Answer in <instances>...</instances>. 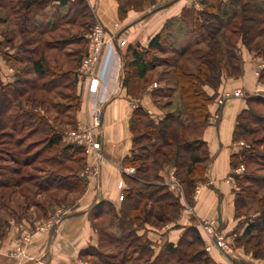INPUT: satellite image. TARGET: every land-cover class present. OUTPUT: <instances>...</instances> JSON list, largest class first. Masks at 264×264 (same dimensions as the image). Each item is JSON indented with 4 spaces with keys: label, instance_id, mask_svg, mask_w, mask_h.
I'll use <instances>...</instances> for the list:
<instances>
[{
    "label": "trees",
    "instance_id": "1",
    "mask_svg": "<svg viewBox=\"0 0 264 264\" xmlns=\"http://www.w3.org/2000/svg\"><path fill=\"white\" fill-rule=\"evenodd\" d=\"M116 1L119 6V15L123 17L128 10H142L146 3H153L155 0ZM47 2L48 0H15L14 6L9 7L10 0L7 2L0 0V7L7 5L11 14H14L12 17L20 37L14 57L21 60L27 58L23 52L32 51L35 57H29L30 65L36 75L44 78L51 73V77L41 83L40 87L42 88L40 89L51 90L52 84L63 78L66 80L64 86L68 87L69 85L75 96L77 67L86 52L87 39L84 33H80L82 39L79 41L83 42L84 53L74 59L76 67L65 75L63 74L64 77L61 76L62 73H58L60 71L58 69H52L51 72L46 70L43 66L44 56L40 50L47 41L41 35L43 27L35 16L40 13L41 8ZM199 5V8L191 6L186 9L178 19L167 21L161 31L150 39L147 47H142L140 44L126 46L127 51L123 57L122 84L132 97H138L145 87L152 83V72L158 66L165 64L153 52H165V46L168 45V49L173 54L171 60L166 61L172 70L170 75L172 85L169 86L177 93L178 100V108L175 111L167 112L159 120L152 119L142 107L135 108L130 124L133 136L131 154L123 160L124 164L134 169V172L123 175L125 185L122 189L123 199L119 211L116 212L111 204L105 203L114 219L119 220L118 227L122 229L120 235L115 238L109 234V239L117 240V243L128 239V246H131L132 243L138 244V246H132V250L146 256L140 264H167L172 259L177 264H216L209 257V253L205 251L204 242L195 227L188 228L186 230L188 236L183 235L176 246L168 244L165 250L160 251L151 259L153 251L150 242L144 235H137L134 226L144 224L159 226L177 220L182 204L179 196L169 190L168 185L161 177L160 173L164 168H173L187 203H191L195 187L205 181L209 157L201 134L208 121L207 107L215 97V93L208 94L205 87L216 91L222 76L238 77L240 75L242 67L239 41L249 52L264 60V40L260 39L264 35V0H200ZM49 18L51 22L53 21L52 27H56L58 24L55 22L56 18L54 16ZM88 18L91 20L92 16L85 0L69 1L68 12L57 16L59 22L69 25L76 22L77 19L87 20ZM182 25L187 26L182 27ZM175 28L181 30L183 39L192 34L196 37L179 44H170V34ZM68 39L70 40V38ZM178 41L179 37L176 42ZM201 43L204 45L203 47L199 45ZM190 56H192L193 62L189 60ZM26 68V66L16 68L15 80L11 84L2 85L0 81V132L2 137L6 138L10 133H6L5 130L6 124H8L6 123L7 118H21L23 122L20 125L21 130L25 128V119H29L31 122H41L43 125L40 132L44 134L47 147H55L56 150L60 147L57 152L63 155L68 152L71 154L81 152L79 161H82L83 165L85 156L82 153V148L68 143L61 145L62 135L55 131V127L49 120H45L41 111L36 107L25 110L23 107H19L18 102L15 101L17 111L9 112L8 98L11 92L15 98L18 95L27 94L26 102L32 101L34 98L28 95V91L36 90L37 85L27 77ZM21 73L25 75L20 77ZM258 81L264 83V66L259 70ZM161 90H155V95L161 96ZM255 96H247V108L237 116L233 130L235 142L250 131L248 124L251 123L250 118L254 116L250 110V104L254 100H262ZM10 126L15 127V123L13 122ZM37 128L34 127L32 131L35 132ZM3 138L0 140L3 142L2 144L5 143ZM242 153L240 152V154ZM239 156V152L232 156V168L241 163ZM82 165L74 173L75 183L61 185L58 181L57 186L70 188L75 185L79 189L83 188L86 181L78 177ZM13 171L15 173V170ZM244 176L241 173L235 179L236 187L241 189L236 191V217L245 216L244 213H241V209L246 202L241 197L243 188L239 185L240 179ZM249 180L253 181L250 178ZM256 180L258 182V179ZM10 185L9 181L0 179V188H8ZM20 185V182L12 184L13 187ZM258 203L263 211V216L247 223L242 234L235 241L250 252L253 257L264 260V235H262L264 233V199H258ZM3 204L5 203L1 196L0 209L3 208ZM100 206L94 209L96 216L104 213ZM108 211L106 212L109 213ZM3 223H7V220L4 219ZM96 229L98 230V228ZM1 231H4V227Z\"/></svg>",
    "mask_w": 264,
    "mask_h": 264
},
{
    "label": "crops",
    "instance_id": "2",
    "mask_svg": "<svg viewBox=\"0 0 264 264\" xmlns=\"http://www.w3.org/2000/svg\"><path fill=\"white\" fill-rule=\"evenodd\" d=\"M69 1L72 0H48L40 13L35 16L43 27L41 35L47 41L40 50L44 56L43 66L49 72L52 69L60 70L58 73H62L63 77L65 73L76 67L74 59L82 55L85 50L83 44L80 45L78 39L80 35H76L71 41L68 35L55 40L50 37V34L58 28L62 29L61 32L67 33L69 24H56V27H52L53 21L51 22L49 17L54 16L57 20V16L66 14ZM85 1L92 19L95 22L99 21L106 28L107 33L113 36L112 42L102 51L93 81L78 82L77 80L74 87L78 100L74 114L75 125L89 122L93 111L100 110L101 156L98 158L93 155L87 156L88 171L78 175L86 181V185L81 190L75 185L70 188L58 186L53 189L66 193L63 197L55 198L58 202L51 199L52 204L48 203L45 208L48 211L52 205L54 211L61 210L65 214L52 229L32 235L26 245L25 256L15 257L11 253L20 242L24 230L34 228L39 218L35 209H39L41 205L38 202L22 205L21 211L7 216V223H3L4 231L0 230V264H81L85 257L90 256L89 247L98 246L99 234L93 223L97 222L100 216H96L94 209L99 205L103 209L105 203H109L118 212L121 201L117 199L119 195L117 183L123 180V175H129L133 171L131 166L123 163L124 158L130 156L133 145L130 128L133 112L135 108L142 107L155 120L160 114V110L155 107L152 100L151 85L148 84L138 97H132L123 86V57L127 51L126 46L140 44L142 47H147L150 39L161 31L167 21L178 19L183 11L191 6L198 8L200 0H155L153 3H146L142 10H128L123 17L119 15L116 0ZM8 8L7 5L0 7L2 85L14 82L18 66L27 67L26 75L33 82L46 81L51 77V73L44 78L36 75L30 65L29 57H35L32 51L23 52L27 58L17 60L14 57L20 37L12 17L14 14H11V22L4 13L6 9L9 10ZM117 36L120 40H125V45L119 46ZM239 54L242 70L238 77L222 76L216 91L205 87L208 94L215 93L214 99L207 107L208 121L201 134L209 159L206 179L195 187L191 203L186 202L183 193L175 191V185H172L173 170L168 167L161 170V177L169 185V190L179 196L182 208L174 222L159 226L144 224L136 230L137 235H144L150 242L153 251L151 259L165 250L168 244L176 246L183 235L188 236L186 231L188 228L197 229L202 221L214 219L234 245L230 254L212 249L209 257L214 263L264 264L263 259L253 257L235 241L242 234L247 223H243V216H235L237 190L235 181L231 179V160L238 146L233 140V130L237 116L247 108V96L264 91L257 74L261 61L244 47H241ZM236 89H241L243 94L225 98ZM220 97L224 98L223 103H219ZM73 182L75 183L76 180L74 179ZM175 188L178 190V187Z\"/></svg>",
    "mask_w": 264,
    "mask_h": 264
},
{
    "label": "rangeland",
    "instance_id": "3",
    "mask_svg": "<svg viewBox=\"0 0 264 264\" xmlns=\"http://www.w3.org/2000/svg\"><path fill=\"white\" fill-rule=\"evenodd\" d=\"M7 1L8 0H6V2ZM14 3L15 0H10L9 7L14 6ZM199 7L200 5L198 6V8ZM8 11H10V9H6L4 13L7 14V17L12 22L11 11L10 13H6ZM55 22H57L58 25H64L62 24L63 22L59 23V21L57 20ZM94 23L95 21L93 19L90 20L89 18L87 20L77 19L76 22L71 23L67 27V33L61 32L62 29L58 28L57 31L50 34V37L55 40L58 37H66L68 35L67 37H69L71 41L74 37H76V35L79 36L80 33L86 34L87 32H89L91 26ZM186 26L187 25H182V27ZM104 29L106 31L105 27ZM178 37L179 41L176 42ZM195 37L196 35L192 34L188 35L187 37L185 36V39H183L184 37L181 35V30H177V28H175L170 34L169 43L179 44L185 40L188 41L189 39H194ZM234 38L236 39L235 36ZM78 39H82V36H79ZM117 39H119L118 36ZM260 39L264 40V35ZM82 43L83 42H81L80 45ZM199 45L201 47L204 46L202 43ZM241 47L244 46L239 41V53ZM153 53L158 58L162 59L163 63H165L158 66L152 72V83L149 84L152 85L154 82L157 84V86L151 87L153 89V103L155 107L160 110V114L158 115V117H156V119L159 120L167 112L175 111L178 108V100L177 93L173 91V88H171V86H169L172 85L170 80L172 70L171 68H169L168 62H166L168 60H171L173 54H171L170 50L168 49V45L165 46V52ZM252 54L255 57H258L254 53ZM258 59L261 61V64H264V60L262 58L258 57ZM189 60L192 62L194 61L192 60V56L189 57ZM261 68L262 67L259 66V70ZM23 75L25 74L21 73V75L19 76L22 77ZM64 81L66 80L63 78L61 80H56L52 84L51 91L40 89L42 88L40 87L42 86V82L35 81L37 89L28 91V95H30V97H34L32 101L26 102L25 96L27 94L18 95L15 98L12 95V92L10 93V96L8 98L9 112L17 111V108L15 107V101L18 102L19 107H23V109L25 110L36 107L39 111H41V115L44 116L45 120H49L51 125L55 127V131L62 135L61 145H67V142H65L63 139V135H65V132L73 130L76 126L74 122V114L78 106V102L76 99L77 97L73 95L72 89L69 87V85L68 87L64 86ZM262 84L264 85V83ZM25 87L28 89L27 86ZM157 89H162L160 92L161 96L155 95L156 92L154 91ZM229 96H231V94H227L225 98ZM255 97H259L262 100H254L250 104V110L254 115L252 118H250L251 123L248 124L250 131L249 133L243 135L242 139L236 142V144L241 141L244 143L242 146L237 145V152H239V160L241 161V163L236 166L238 167L242 165L244 167V169L242 170V174L245 175L240 179L239 183L241 188H243V190L241 191V197H243L246 202L244 207L241 209V213L245 214V216L243 217V223H250L251 220H256L259 216H263V211L259 207L258 199H264V91L256 94ZM218 101L219 103H223L224 98L220 97ZM256 121L257 123H255ZM13 122L15 123V127L12 128V126L10 125ZM6 123H8L6 124L7 127L5 128L6 133H10L9 136L3 138L0 132V140L3 138V141L5 142L4 144H2L3 142H0V179L9 181L11 185L7 189H4L5 187H2L0 190V197L3 196V200L5 203L3 204L4 206H2L3 208L0 209V230L4 226V219L6 220L9 214L15 215L16 212L18 213L19 211H21L20 207L22 205H30L38 202V204L41 206L39 209H35L39 218L37 219L34 228L32 230H24L25 232L30 233V241L34 233L41 232L36 230L37 225H41L48 219H53L54 221H56V223H54L49 228L44 229L43 231L52 229L65 214L61 210L54 211L55 209L51 207L52 205L50 206L51 209L47 211L45 206L48 203L52 204L51 199L53 200L57 197H63V195H65L66 192H59L56 190L53 191V189L55 187H58L56 184L58 183V181H60L61 185L74 181V173H76L77 168L82 165V161H79L81 152L79 154H71V152H68L67 154L63 155L58 153L60 147H58L57 150L55 147H47V144L44 140V134L40 132V128L43 125L41 124V122H31L29 119H25V128H23L22 130L20 126L23 123L21 118H7ZM86 123H88V121L80 122V124ZM32 127L38 128L35 132H33ZM240 152L244 153L240 154ZM82 153L84 154L83 150ZM98 154L99 155L97 156V158L101 156L100 151ZM84 156L85 157L83 158L82 169H80L81 171L79 172L81 174L88 171V167L86 164L87 155L84 154ZM25 163H27V165L24 166ZM170 168L173 170L172 167ZM233 169L234 168H232V170ZM13 170H15V173ZM133 172L134 169L132 173ZM172 174V185L178 187V190H176V188L174 187L175 191L183 193L181 185L179 184V181L174 172ZM249 178L254 182H251ZM256 179H258V182ZM122 181L124 183V180ZM15 182H20L21 185L17 188L13 187L12 184ZM172 185L170 186L172 187ZM236 189L237 191L241 190L238 187H236ZM249 192L250 194H248ZM176 194L178 193L176 192ZM55 201L58 202V200L56 199ZM118 201L122 200L118 199ZM108 209V206H105L103 208L104 213L101 214L100 218L97 220V222H95V224L97 225L93 223V226L95 228H98V230L96 229L97 233L100 234L99 244L96 247H89L88 254L90 256L85 257L81 264L142 263L146 257L145 254L143 255L135 252L136 250H132V246H138V244L132 243L131 246H128V239L122 240L119 243H117V240L111 241L109 239L110 236H113L114 238L119 236L122 229L118 227L119 220L114 219L111 214L112 212L110 213ZM106 211H108L109 213H107ZM134 227L137 230L142 226ZM123 230H125V228H123ZM262 235H264V233H262ZM29 241L27 243H24L21 239L20 242L15 246V249L11 253V255L15 257L25 256V248ZM167 264H177V262L172 259Z\"/></svg>",
    "mask_w": 264,
    "mask_h": 264
},
{
    "label": "built area",
    "instance_id": "4",
    "mask_svg": "<svg viewBox=\"0 0 264 264\" xmlns=\"http://www.w3.org/2000/svg\"><path fill=\"white\" fill-rule=\"evenodd\" d=\"M103 25L96 21L90 28V31L84 34L87 39L86 52L81 58L79 66L77 67V80L78 82L93 81L96 76L97 65L101 57L103 49L112 42L113 36L106 34ZM119 46L125 45V40L118 39ZM264 64H260L263 67ZM259 70L257 71L258 74ZM152 87L157 86L154 82ZM264 88V85H263ZM243 92L241 89H236L231 95L241 96ZM100 127V110L93 111L91 120L86 124H76L73 130L65 132L63 139L68 144L76 145L82 148L84 154L87 156L94 155L97 157L101 148V139L99 133ZM244 143L238 142L237 145L242 146ZM244 167L242 165L232 170L231 179L235 181L236 177L241 175ZM88 170V169H87ZM124 183L119 180L117 188L119 189L118 199H123L122 189ZM56 221L48 219L41 225L36 226L37 231H43L52 226ZM197 230L204 242V249L210 252L212 249H217L224 254L233 252L234 245L232 240L219 228V224L214 219L204 220L198 224ZM30 238V233L23 232L22 242L27 243Z\"/></svg>",
    "mask_w": 264,
    "mask_h": 264
}]
</instances>
